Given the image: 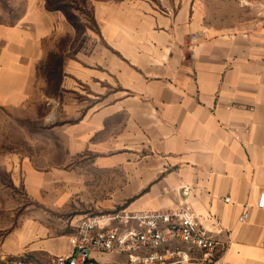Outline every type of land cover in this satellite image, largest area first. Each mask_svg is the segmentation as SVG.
I'll list each match as a JSON object with an SVG mask.
<instances>
[{
	"label": "crops",
	"instance_id": "0c3cea01",
	"mask_svg": "<svg viewBox=\"0 0 264 264\" xmlns=\"http://www.w3.org/2000/svg\"><path fill=\"white\" fill-rule=\"evenodd\" d=\"M4 1L23 6L15 19L0 15L9 103L35 90L47 40L70 24L62 6L78 0ZM87 1L96 29L71 33L60 85L71 93V168L56 169L55 183L85 192L90 213L176 208L190 186L188 203L216 242L209 260L264 264V0ZM25 167L45 189L51 177ZM69 249L62 237L7 241L0 264H55Z\"/></svg>",
	"mask_w": 264,
	"mask_h": 264
},
{
	"label": "rangeland",
	"instance_id": "374dc122",
	"mask_svg": "<svg viewBox=\"0 0 264 264\" xmlns=\"http://www.w3.org/2000/svg\"><path fill=\"white\" fill-rule=\"evenodd\" d=\"M22 8L0 0V15L4 17L10 13L11 19H15ZM62 8L70 24L62 35L47 40L46 59L38 72L35 90L31 89L30 95L22 100L0 103V246L7 241L12 245L19 239L62 237L71 248L79 221L94 214L90 213L94 210L86 211L89 198L85 192L79 195L73 192L76 189L70 180L62 183L53 180L56 169L66 168L69 172L71 168V93L60 86L61 81H70L68 66L75 43L71 33L81 32L86 26L96 29L93 6L87 0ZM28 159L35 169L51 177L45 189L39 190L37 182H28L24 168ZM202 254L194 252L197 257ZM93 257L98 264L125 260L123 256L104 254ZM105 259L108 260L102 262Z\"/></svg>",
	"mask_w": 264,
	"mask_h": 264
},
{
	"label": "built area",
	"instance_id": "2783aa9c",
	"mask_svg": "<svg viewBox=\"0 0 264 264\" xmlns=\"http://www.w3.org/2000/svg\"><path fill=\"white\" fill-rule=\"evenodd\" d=\"M182 194L184 202L176 208L131 210L122 207L86 215L77 225L71 248L57 256L55 264H97L93 254L125 257L115 264H216L209 260L216 242L188 203L191 187H182ZM258 206L264 207V192ZM248 218L249 211H245L239 221L246 222ZM196 250L208 260H199L194 255ZM16 264L33 263L19 261Z\"/></svg>",
	"mask_w": 264,
	"mask_h": 264
},
{
	"label": "trees",
	"instance_id": "16d2710c",
	"mask_svg": "<svg viewBox=\"0 0 264 264\" xmlns=\"http://www.w3.org/2000/svg\"><path fill=\"white\" fill-rule=\"evenodd\" d=\"M98 264V263H97Z\"/></svg>",
	"mask_w": 264,
	"mask_h": 264
}]
</instances>
